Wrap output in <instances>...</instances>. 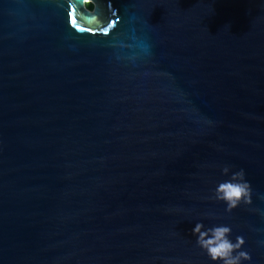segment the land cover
Instances as JSON below:
<instances>
[{
	"label": "water",
	"instance_id": "obj_1",
	"mask_svg": "<svg viewBox=\"0 0 264 264\" xmlns=\"http://www.w3.org/2000/svg\"><path fill=\"white\" fill-rule=\"evenodd\" d=\"M59 3L0 0V264H211L196 221L264 264V0ZM131 7L152 28L135 67L72 26ZM225 164L249 209L211 198Z\"/></svg>",
	"mask_w": 264,
	"mask_h": 264
},
{
	"label": "clouds",
	"instance_id": "obj_2",
	"mask_svg": "<svg viewBox=\"0 0 264 264\" xmlns=\"http://www.w3.org/2000/svg\"><path fill=\"white\" fill-rule=\"evenodd\" d=\"M92 0H81L88 5ZM48 4L61 7L59 0H47ZM63 4L73 15L71 0H63ZM63 10V9H61ZM115 15V13H113ZM93 25L78 27L72 24L77 31L94 32L97 29L105 37L106 48L110 60L135 67L138 63L151 56L150 32L152 30L148 20L135 8H129L122 14L119 26L109 21L103 27L96 17H92ZM69 51H75L70 47ZM221 175L227 178L219 181L212 190V199L222 202L225 212L245 206L250 208L255 195L252 186L245 179L243 169L229 173L227 164L220 168ZM195 237L196 246L205 254L211 264H252V256L245 247V239L242 235L232 234V228L224 223H211L205 225L196 221L191 228ZM256 244L264 249V237L257 239Z\"/></svg>",
	"mask_w": 264,
	"mask_h": 264
},
{
	"label": "trees",
	"instance_id": "obj_3",
	"mask_svg": "<svg viewBox=\"0 0 264 264\" xmlns=\"http://www.w3.org/2000/svg\"><path fill=\"white\" fill-rule=\"evenodd\" d=\"M87 8H88L89 10H92V5H88Z\"/></svg>",
	"mask_w": 264,
	"mask_h": 264
},
{
	"label": "snow or ice",
	"instance_id": "obj_4",
	"mask_svg": "<svg viewBox=\"0 0 264 264\" xmlns=\"http://www.w3.org/2000/svg\"><path fill=\"white\" fill-rule=\"evenodd\" d=\"M73 23H75V21H73Z\"/></svg>",
	"mask_w": 264,
	"mask_h": 264
}]
</instances>
